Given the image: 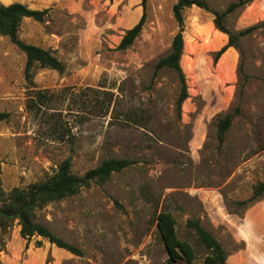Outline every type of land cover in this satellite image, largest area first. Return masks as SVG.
Listing matches in <instances>:
<instances>
[{"label": "rangeland", "instance_id": "rangeland-1", "mask_svg": "<svg viewBox=\"0 0 264 264\" xmlns=\"http://www.w3.org/2000/svg\"><path fill=\"white\" fill-rule=\"evenodd\" d=\"M0 1L47 9L43 21L25 18L19 37L65 64L63 71L35 64L29 81L26 54L0 37V110L11 114L0 121L3 188L43 181L68 157L79 175L109 157L132 161L38 210L37 219L81 255L23 237L16 220L0 228V264H190L170 261L157 225L162 210L174 214L179 238L193 245L194 264L210 250L189 219L222 243L226 264H264V237L255 235L262 220L245 219L264 194L238 204L264 181V0L227 16L230 32L256 29L221 54L229 34L215 13L237 0H205L209 9L184 11L188 97L181 111L178 72L157 70L180 30L177 0H148L144 28L126 49L119 45L142 17V0ZM227 114L234 119L221 142L218 125Z\"/></svg>", "mask_w": 264, "mask_h": 264}, {"label": "trees", "instance_id": "trees-1", "mask_svg": "<svg viewBox=\"0 0 264 264\" xmlns=\"http://www.w3.org/2000/svg\"><path fill=\"white\" fill-rule=\"evenodd\" d=\"M253 0H237L232 2L225 11L215 13V23L217 27L229 34V43L223 47L220 54L230 46H237L238 40L251 33L256 26H250L238 32H230L226 27L227 16ZM148 0H142L144 12L140 20L129 28L122 38L120 48L130 47L136 38L141 34L146 22V9ZM197 5L209 9L205 0H177L174 5V16L180 25L179 32L175 35L172 51L169 55L161 58L157 63V70L171 68L178 72L182 86L180 96L177 101V109L181 111L183 103L188 97V86L185 73L183 72L181 59L184 53V11ZM48 10L30 8L22 2L5 4L0 1V37L8 36L10 40L26 54L27 62L25 67V77L31 80L32 69L35 64L43 68H51L59 71L65 69V64L50 50L38 45L26 43L19 37V27L25 18H33L43 21ZM43 92L40 93L42 96ZM10 113L0 110V121L9 119ZM234 115L227 114L219 121V139L224 141L225 133L233 123ZM0 159V172H1ZM132 161L127 158L109 157L104 159L98 166L89 169L85 174L79 175L72 171V159L66 158L57 171L47 179L31 184L29 187H14L6 191L1 183L0 177V228L6 229L10 224L18 220L21 226V234L25 238L41 236L58 247L70 250L81 255L83 250L56 235L46 224L37 218V212L51 202L60 201L67 197L74 196L84 187H89L93 182H105L114 173L120 172L129 167ZM264 194V181L259 182L254 194L247 200L239 201L238 204L245 206ZM189 227L196 230L199 239L210 250L204 259L203 264H226L228 253L222 243L201 223L199 219H189ZM157 225L166 244L170 261L186 258L190 264H194L195 250L188 240H181L177 234V219L169 210H162L158 214Z\"/></svg>", "mask_w": 264, "mask_h": 264}, {"label": "crops", "instance_id": "crops-1", "mask_svg": "<svg viewBox=\"0 0 264 264\" xmlns=\"http://www.w3.org/2000/svg\"><path fill=\"white\" fill-rule=\"evenodd\" d=\"M249 217L250 219L254 218V220L256 221H259L257 220L258 218L262 220L259 232L257 231V229H255V235L259 238L264 237V196L256 202V205L254 207L249 208L245 212V219L247 220Z\"/></svg>", "mask_w": 264, "mask_h": 264}]
</instances>
